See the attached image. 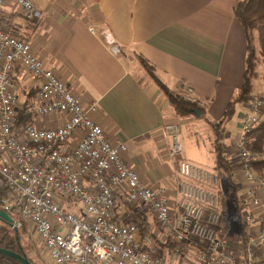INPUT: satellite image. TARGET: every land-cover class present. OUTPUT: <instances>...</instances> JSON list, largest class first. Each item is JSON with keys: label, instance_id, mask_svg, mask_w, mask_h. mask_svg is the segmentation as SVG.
<instances>
[{"label": "crops", "instance_id": "1", "mask_svg": "<svg viewBox=\"0 0 264 264\" xmlns=\"http://www.w3.org/2000/svg\"><path fill=\"white\" fill-rule=\"evenodd\" d=\"M33 1L41 18L25 19L15 0H7L0 25L28 40L85 107L96 105L90 116L113 143H126L124 159L147 185L167 188L172 207L177 204V175L165 126L178 120L186 157L220 174L223 220L219 230L238 254L244 243L241 225L233 222L236 202L249 208L244 202L246 181L238 140L241 121L257 95L248 96L240 106L242 101L237 103L231 117L224 120L229 102L241 89L246 68L245 34L234 13L239 0ZM107 34L119 54L107 43ZM140 57L154 67L169 89L181 94L192 88L205 100L204 113L180 116ZM15 72L20 108L26 107L36 100L37 89L21 66ZM64 119L63 114L30 118L49 128ZM82 134L78 131L61 151L71 150ZM116 200L118 220L137 223L142 245L162 257L164 264H197L194 243H185L175 253L179 243L144 203L128 204L121 193ZM69 202V209L83 210Z\"/></svg>", "mask_w": 264, "mask_h": 264}, {"label": "built area", "instance_id": "2", "mask_svg": "<svg viewBox=\"0 0 264 264\" xmlns=\"http://www.w3.org/2000/svg\"><path fill=\"white\" fill-rule=\"evenodd\" d=\"M6 2L0 0V14ZM15 2L25 19L41 18L32 0ZM106 37L112 45L113 39ZM112 49L120 52L117 46ZM18 66L37 89L36 100L25 107V114L32 120L63 114L62 124L49 128L32 120L20 123ZM258 96L252 97L238 140L246 181L244 202L249 204L243 216L251 226L238 255L219 230L223 220L220 174L184 156L177 125L170 122L166 126L177 175V204L172 207L167 188L147 185L125 161L126 143H113L90 116L96 105L85 107L28 40L0 25V211L12 218L13 229H34L52 264H164L162 257L151 255L142 245L137 223L118 220V193L126 203L142 202L154 213L179 243L175 253L193 242L197 264H264V178L253 166L261 156L247 148L248 133L264 116V97ZM195 97L192 88L186 89L188 101L195 102ZM78 131L83 134L77 144L62 152L61 147ZM66 199L73 206L81 204L83 210L69 209Z\"/></svg>", "mask_w": 264, "mask_h": 264}, {"label": "trees", "instance_id": "3", "mask_svg": "<svg viewBox=\"0 0 264 264\" xmlns=\"http://www.w3.org/2000/svg\"><path fill=\"white\" fill-rule=\"evenodd\" d=\"M235 16L243 28L245 39H246V68L244 73L243 84L237 96L230 101L225 111L224 120L231 117L235 111V105L248 98L253 93V79L259 75L258 66L261 65L264 70V0H239L234 8ZM142 65L145 67L147 72L153 77L156 83L164 91L171 104L180 116L194 115V110H203L198 107L194 102L188 101L180 93L175 92L167 87V85L158 77L155 69L150 63L143 57H140ZM264 79V71L262 74ZM203 114V113H202ZM264 114V108H263ZM31 116L25 114V107L19 109V120L20 123L25 124L30 121ZM247 148L253 153L260 155V159L253 161L255 170L264 178V116L260 124L256 125L248 133ZM241 164V163H240ZM236 216L233 222L238 221L241 225V240L245 241L248 231L251 226L243 216V210L246 208L244 203L240 200L236 202ZM236 219V220H235ZM6 236L5 239L0 237V246L15 251L22 252V249L17 244L16 236ZM151 255L157 256V253ZM30 259V258H29ZM31 260V259H30ZM34 264V260H31ZM0 264H22L17 259L0 255Z\"/></svg>", "mask_w": 264, "mask_h": 264}, {"label": "rangeland", "instance_id": "4", "mask_svg": "<svg viewBox=\"0 0 264 264\" xmlns=\"http://www.w3.org/2000/svg\"><path fill=\"white\" fill-rule=\"evenodd\" d=\"M106 41H107V37H106ZM113 45L116 46L115 43H113L111 45V48H112ZM119 53L120 52H118L116 54H119ZM257 68H258V71H259V75L256 76V77H254V79H253L254 89H253V92L252 93L259 95L258 97H260V96L264 97V80L262 78V74H263V71L264 70H263V67L261 65H259ZM185 91H186V89L183 90V92L181 93V95L183 96V98H185ZM235 97H233V99ZM195 98H196V101L194 103H196L198 105V107H200V108L203 109L204 108V104H205L204 103L205 100L197 97V95H196ZM233 99H232V101H233ZM243 101L240 104H238V106H240L241 104H244L245 102H243ZM195 110H197V109H195ZM199 111H201V115H202L203 110H199ZM243 120H245V118ZM171 123H174V125H177L178 128H179V131H180V134L179 135L181 136V143H182L183 150H184V144H183V140H182V136L183 135H182L181 123L178 120L177 121L174 120ZM242 124H243V122L241 121V124L240 125H242ZM166 126H165V130H166ZM239 136H240V132H239ZM247 141H248V136H247ZM171 147H172V144H171ZM184 153H185V151H184ZM184 156L186 157L185 154H184ZM223 177L225 178V175ZM66 200H67L68 203H70L68 201V199H66ZM75 207L77 209H80V208L82 209L83 208L81 204H77V205H75ZM246 210L247 209L243 210L242 212H244ZM235 216H236V214H235ZM4 235H9L11 237L12 236H16L17 237V244L22 249V252H24L23 254H25L31 260H34V262H36L37 264H51V263L48 262V259L49 258H48V254H47V251H46L44 245L41 242H39L38 237H37V235H36V233H35V231H34V229L32 227L26 226L24 229L15 230V229H13L11 227L10 224H8L7 222H5L2 219H0V237H1V239H5L6 238V236H4Z\"/></svg>", "mask_w": 264, "mask_h": 264}, {"label": "water", "instance_id": "5", "mask_svg": "<svg viewBox=\"0 0 264 264\" xmlns=\"http://www.w3.org/2000/svg\"><path fill=\"white\" fill-rule=\"evenodd\" d=\"M194 113L198 116L201 115V111L199 110H194ZM0 219L4 220L8 224H11L12 221V218L3 210L0 211ZM0 255L13 257L18 261H20L22 264H34L25 254L1 246H0Z\"/></svg>", "mask_w": 264, "mask_h": 264}]
</instances>
